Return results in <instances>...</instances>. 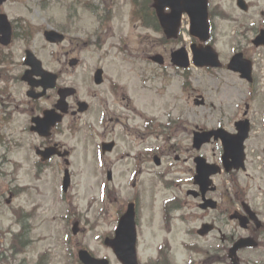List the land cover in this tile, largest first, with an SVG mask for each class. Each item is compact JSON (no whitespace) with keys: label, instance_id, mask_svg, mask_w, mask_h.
Returning <instances> with one entry per match:
<instances>
[{"label":"rangeland","instance_id":"1","mask_svg":"<svg viewBox=\"0 0 264 264\" xmlns=\"http://www.w3.org/2000/svg\"><path fill=\"white\" fill-rule=\"evenodd\" d=\"M70 1L7 0L0 5V13H6L11 20L16 21L18 34L24 35V31L28 32L27 38H17L6 49L0 46V49H3L2 54L6 52L5 54L10 55L12 52L8 62L13 65L9 66L6 62H0V66L6 65L9 68L5 70V77L8 79L6 83L0 82V87L5 85L7 88L10 87L9 91H16L18 95L16 97L25 96L24 84L14 83L11 78L15 77L14 73L21 67L20 58L23 57L26 48L34 50L45 67L56 68L55 70L59 67L64 68L66 60L64 48L49 44L44 37V30L49 27H63L67 32L70 31L69 36L72 38L66 50L71 51L74 48L73 45H76L79 40L78 37L82 39L84 36L83 32L79 34L76 32L77 26L71 21L82 17L87 35L93 29L96 18L88 7L80 5L67 7ZM248 1L251 5L250 11L246 13L236 6V0H210L211 11L215 15H220L214 16L212 23L216 25L214 34L217 42L214 44L224 59L231 54L235 46L237 40L234 38L235 32L264 26V0ZM78 3L81 4L82 1L79 0ZM122 8L124 10L121 13L118 12L113 20L115 34H111L115 36L124 31L128 45L133 46L139 40L137 32L141 30L134 29L129 23V14L125 11L127 6ZM228 15L233 16L235 20L230 22V16L227 20L223 19ZM188 20L184 21V28H188ZM183 31L182 36L189 46L191 36L186 29ZM149 34L152 38L157 36L154 33L149 32ZM96 38L97 36L88 41L89 46L83 47L81 55L84 53L86 63L65 76V80L82 89L87 88L89 84L84 74L88 76L92 65L96 62L95 58L100 57L94 55L100 50L91 45ZM114 44L115 39L110 42V45ZM108 45L109 41L105 47ZM168 47H178V45L170 44ZM123 57L125 58V56L113 54L108 56L104 62L107 65L112 63L113 68L110 74L120 75V80L128 86L126 94L132 96L135 107L139 111H145L148 106L143 102L142 96H136L135 90L129 84L133 79L135 84L141 86L136 74L130 72V68L141 70L144 68L141 64L144 61L142 62L141 57L134 55L132 60L126 62ZM126 58L131 59L132 56L127 54ZM166 58L167 62H170L169 53L166 54ZM15 63L18 64L17 67ZM119 65L125 66V70L119 71L118 68H122ZM192 72V86L198 94L204 95L206 99L204 106H195L193 101L189 103V90L182 89L183 79L177 80L174 77L166 81L156 79L147 84L149 87L153 86L152 89H143L149 91L145 101L150 100V108L147 109L150 115L154 112L161 114L165 110V120L169 121V113L173 114L172 119L179 120L177 114H180L179 111L182 112L181 121L186 126L181 129L180 134L173 137L174 139H166L164 136L158 139L151 136L139 140L136 135L132 136L133 132H130L131 129L129 131L125 125H118L115 130H109L111 127L109 125L106 134L102 127L98 126L95 114H88L84 117L83 123L70 121L72 123L70 131L57 133L54 137L53 142H59L71 149L69 165L65 164L63 157L55 156L48 166L39 169L35 163L38 157L32 145L39 144L40 136H32L24 130V113L14 117L9 123L0 107V264H81L78 257V251L81 248H89L95 256L109 258L112 264H121L112 249L104 244L105 236L111 232L115 224L117 206L123 203L133 190L139 188L147 193V185L152 184V191H156L159 196H164L167 191L173 190L175 186L172 188L167 183L169 188L167 184L156 182L159 180L158 174H166L168 180L176 179L177 182H183V177L187 175L190 168L194 167L191 158L185 159L186 156L196 153L190 148L193 147L194 126L198 125L207 129L223 126L231 129L238 115L241 101L250 92L247 84L226 70L196 68ZM162 87L163 89L158 91ZM259 98L264 97L259 95ZM173 104L175 107L172 109ZM254 108H257L256 103ZM253 120L256 131L250 141V148L255 150L253 153H256L258 148H264V124L260 115L255 112H253ZM90 121L94 123V127L89 126ZM10 127H16L15 131L9 130ZM168 134L172 133L167 131L165 135ZM111 138L117 140V147L112 153L101 156L98 143L103 139ZM133 139L137 141L132 145L130 142H133ZM145 143L149 146L146 147ZM156 147L162 159L161 165H157L153 159L139 165L134 162L133 155L137 149L142 151ZM175 149L182 156L179 161L175 160ZM153 151L150 150V153L152 154ZM202 153L211 162L220 161V142L205 145ZM17 161L23 164L19 166L16 164ZM67 168H70L72 173V184L67 197L64 198L62 185L64 171ZM108 168L114 172L112 181L107 179L106 170ZM134 174L137 177L138 187L135 189L131 185ZM257 180L238 182L240 183L239 188L243 192L249 191L250 197L247 201L264 209V180ZM215 181L220 190L224 185H227L230 190L237 189V185L227 182L225 176H217ZM188 186L183 185L182 189H187ZM152 195L153 192L149 194L150 197ZM149 210L151 215L150 203H146L143 208L145 218ZM18 220L24 223L22 231ZM76 220L80 222V231L74 234L72 227ZM151 227L160 230L144 221L139 244V252L144 262L146 261L145 253L146 256L156 254L157 242H159L158 233L146 235L147 231L151 232ZM183 230L182 227L177 229L179 236L175 242V249L184 238ZM15 235H24L22 238L24 243L18 237V240L14 242ZM146 240L153 241L150 242L148 248L145 245Z\"/></svg>","mask_w":264,"mask_h":264},{"label":"flooded vegetation","instance_id":"2","mask_svg":"<svg viewBox=\"0 0 264 264\" xmlns=\"http://www.w3.org/2000/svg\"><path fill=\"white\" fill-rule=\"evenodd\" d=\"M81 1L82 3L79 4V0H71L67 7L80 5L90 8L96 17L93 29L86 35V27L83 24L82 17L72 20L71 23L77 26L76 32L78 34L83 32L84 36L82 39L78 37L79 40H77L76 45H73L74 48L71 51L69 49L66 50L72 38V36H69L70 31L67 32L63 27H49L46 29L50 32L46 41L49 44L62 46L66 58L64 68L59 67L55 70L56 68L50 69L44 66L51 78L46 88L40 83L43 80L42 77L35 73L31 65L29 53L37 56L36 52L31 48L24 50V55L20 58L21 67L14 73L16 78L12 76L11 80L14 83L20 82L24 84L25 96L22 98L16 97L18 96L16 91H9L10 87L7 88L6 85L0 87V107L3 109V114L6 115V121L10 123L14 117L24 113V130L32 136L37 137L42 133H44L42 135L47 136L39 137V144L32 145L37 157H39L38 153L42 157L45 154H56L55 156L58 155L60 157L67 152L69 153V151L71 154L70 148L59 142H53L55 141L54 137L57 133L69 132L72 125L70 121L83 123L84 117L88 114H95L98 126H101L106 134L109 125H111L109 130H115L118 125H125L129 131L131 129L130 132H133L132 136L136 135L139 140H144L146 137L151 136H155L158 139L163 136L166 139H174L176 134H180L181 129L186 126L181 121L183 118L182 112L179 111L180 114H177L179 120L172 119L173 114L169 113V121L165 120V110L161 114L154 112L150 115V111H147L150 108V100L145 101L149 91L143 89H152L153 86L149 87L147 84L149 81L152 82L156 79H163V81L173 77L177 80L183 79L182 89L184 91L189 90V103L193 101V104L198 106L196 99L203 94H198L197 90L192 86V71L197 67L193 63L183 67L171 61V54L176 49L185 47L190 53L193 45L200 44L196 37L189 34L191 41L188 46L182 36L184 33L183 29H186L183 23L188 19L187 16H183L177 36L170 37L161 24L155 0ZM125 5L127 6L125 11L129 14V23L132 24L134 29L141 30L137 32L139 40L133 46L128 45L127 35L124 31L115 36L111 34H115L113 20L117 17L118 12L121 13L124 10L122 7ZM250 5L248 0H236V6L243 12L247 13L250 11ZM208 8L209 40L205 45L211 44L215 47L217 42L214 34L216 25L212 23V18L220 15H215L211 11L210 0ZM171 12L172 9L170 7H166L163 10L165 15ZM229 16L231 17L230 22H233L235 19L231 15L225 16L223 19L227 20ZM11 23L12 35L9 45L0 44L5 49L11 46L17 38H27L28 36L27 31H24V35L18 34L15 20H11ZM149 32L156 34V38H152ZM95 36L97 38L91 45L100 50L94 54L100 57L95 58L96 62L92 65L88 76L84 74L89 84L87 88L82 89L65 80V76L86 63L84 53L83 55L81 53L83 52V47L85 45L89 46L90 43L88 44V41L93 40ZM234 38L237 40L231 54L225 59L220 55V59L223 62V66L220 69L238 77L240 81L250 87V92L241 101L238 107L239 110L237 109L238 115L235 117L233 127L227 129L222 126L228 133L236 135V137H229L224 142L212 141L220 142L221 144L220 161L211 162L202 153L203 147L207 144L210 145V143L204 144L200 150L195 149L196 131L206 129L195 125L192 132L193 147L190 148L196 153L185 158L186 160L191 158L194 167L193 169L190 168L187 175L183 177L184 181L168 180L166 174H158L159 180L156 182L168 183L172 188L175 186L173 190L167 191L164 196H159L156 191H152V184L147 185V193L139 189L137 187V177L134 174L131 185L134 189L138 188V190H133L129 197L116 208L115 224L111 232L105 236L104 242L105 240L116 238L117 230L123 217L129 212L132 213L137 231V251L140 264H264V209L247 201V198L250 197L249 191L245 190L243 192L239 188V184L245 180L253 182L258 181L257 179L264 180V148H258L256 153H253L255 150L250 148V141L256 131L253 112L260 115V119L264 124V98H259V95L264 97V26L260 25L235 32ZM74 39L77 38L74 37ZM113 39H115V44L110 45ZM108 41L109 45L105 47ZM170 44H177L178 47L169 48L168 45ZM1 50L3 49H0V62L3 61L8 63L9 66H13L8 62L12 52L10 55L8 53L5 54L6 52L2 54ZM134 52H137V54ZM168 53L170 54V62H167L166 58ZM113 54L125 56L123 58L126 62L132 60L134 55L135 57H141L142 62L144 61V63H141L142 67H144L143 69L130 68V72L136 74L141 86L135 84L133 79L129 84L135 90L136 96H142L143 102L148 106L145 111H139L135 107L132 96L126 94V92L128 93V86L120 80V75L110 74L113 68L112 63L107 65L104 61ZM127 54L131 55L132 58L127 59ZM153 55L160 56V63L152 59ZM235 55L240 57L237 63L238 69L229 67V63ZM130 64L133 65V63ZM15 66L17 67L18 64L15 63ZM119 66H122V68H118L119 71L125 70V66ZM8 69L6 65L4 67L0 66V82L6 83L8 78L5 77V70ZM207 70L217 69L207 67ZM163 87L159 88L158 91L163 89ZM255 103L257 108H254ZM174 107L175 104L171 108L173 109ZM47 112L51 115L48 122L52 125L50 129L42 128L38 123L45 119ZM89 126L94 127V123L90 121ZM112 126H114L113 129ZM15 129L16 127H10L9 130L15 131ZM167 131L172 134L166 136L165 133ZM136 141L137 139H133V142L130 143L133 145ZM145 146L148 147L149 145L145 143ZM116 147L117 140L114 138L103 139L98 143V150L101 156L112 153ZM156 149L158 148H148L142 151L137 149V152L133 155L134 162L139 165L153 159L157 165H161L162 159L159 150ZM150 150H154L152 152L153 155ZM176 150H174L176 153L175 160L179 161L182 156ZM199 155L206 156L207 161L212 164H222L221 173L205 171V178L210 180L209 176L212 175L213 180H215L217 176H225L227 182L237 185V189L230 190L227 185H224L222 190L218 189V185L217 187L209 185L204 189V185L198 181L196 158ZM223 155H227L224 161L222 159ZM43 158L40 157L35 162L39 169L40 167L48 166L53 160L52 158L50 161H44L48 160L49 157ZM63 159L66 165L70 164L69 158ZM101 162L105 163V161ZM237 162L239 163L238 165H236ZM16 164L20 166L23 163L17 161ZM68 170H66L65 177L68 176L66 180H69L72 184V173L70 176ZM106 174L111 181L114 179V172L111 168L106 170ZM186 184L190 188L188 186L186 187L187 189H182L183 185L185 186ZM68 191L69 189L63 192L64 198L67 197ZM152 192L153 195L150 197L149 194ZM146 203H150L151 215L149 210L145 218L143 208ZM204 205L208 206L205 207ZM18 221L24 226L22 221ZM144 221L160 229L157 230L151 227V232H146L147 236L158 233L157 239H159V242H157L156 254L146 256L145 253V262L141 259V253L139 252ZM198 221L199 224L197 225ZM179 227L184 229V238L175 249V242L179 236L177 234ZM242 240H245L248 245L241 246L235 251V246ZM150 242L153 241H145L147 248Z\"/></svg>","mask_w":264,"mask_h":264},{"label":"water","instance_id":"3","mask_svg":"<svg viewBox=\"0 0 264 264\" xmlns=\"http://www.w3.org/2000/svg\"><path fill=\"white\" fill-rule=\"evenodd\" d=\"M5 1L6 0H0V4H3ZM167 5L172 8V13L170 15H165L163 13L164 6ZM156 7L161 16L162 25L169 36L176 35L181 16L183 13H187L191 18L192 34L199 36L202 40H208V0H156ZM0 33L2 34L0 37L1 41L4 44H8L11 37V27L8 17L5 14H0ZM192 48L194 53V62L197 66L220 67L222 65L219 60V54L211 45H193ZM239 58V55L235 56L229 67L232 69H238L237 63ZM34 60V71L38 75H42L43 80L41 83L47 87L50 77L47 72L42 70L41 62L36 58H34ZM173 61L180 65H188L189 61L185 49L182 48L174 52ZM197 103L201 104L203 101H197ZM50 118L51 115L47 113L45 119H42V121L39 122V125L42 128L50 127L51 124L48 123ZM212 135H215L216 138L221 137L223 141L231 137L223 131L196 133L195 146L200 148L203 143L211 140ZM197 162L199 173L198 181L204 185V189H206L211 184V180L204 177L205 171L216 173L220 171V168H217L215 165H207L205 159L203 158H198ZM66 179L65 189H67L69 185V180ZM204 206L207 207L208 205ZM78 230V223H75L73 228L74 233H77ZM136 234L137 232L135 229L133 215L129 212L123 217L117 230L116 238L106 240V243L114 248L117 257L123 264H139L137 260ZM246 245L248 244H246L245 240H242L237 244L235 249ZM79 257L83 264H110L108 259H98L93 257L88 250H81L79 252Z\"/></svg>","mask_w":264,"mask_h":264},{"label":"trees","instance_id":"4","mask_svg":"<svg viewBox=\"0 0 264 264\" xmlns=\"http://www.w3.org/2000/svg\"><path fill=\"white\" fill-rule=\"evenodd\" d=\"M21 239H22V237H21ZM23 243H24V241H23Z\"/></svg>","mask_w":264,"mask_h":264}]
</instances>
